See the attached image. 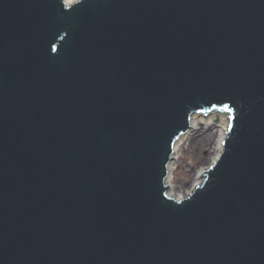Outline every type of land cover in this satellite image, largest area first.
<instances>
[{
  "label": "water",
  "instance_id": "obj_1",
  "mask_svg": "<svg viewBox=\"0 0 264 264\" xmlns=\"http://www.w3.org/2000/svg\"><path fill=\"white\" fill-rule=\"evenodd\" d=\"M0 264H264V0H0Z\"/></svg>",
  "mask_w": 264,
  "mask_h": 264
},
{
  "label": "rangeland",
  "instance_id": "obj_2",
  "mask_svg": "<svg viewBox=\"0 0 264 264\" xmlns=\"http://www.w3.org/2000/svg\"><path fill=\"white\" fill-rule=\"evenodd\" d=\"M217 124L216 120L211 124H202L189 137L186 144L180 147L179 155L174 161L170 182L171 193L175 197L187 196L195 189L198 186H195V183L199 179L197 173L203 172L202 169H207L216 159L217 141L219 140Z\"/></svg>",
  "mask_w": 264,
  "mask_h": 264
},
{
  "label": "bare ground",
  "instance_id": "obj_3",
  "mask_svg": "<svg viewBox=\"0 0 264 264\" xmlns=\"http://www.w3.org/2000/svg\"><path fill=\"white\" fill-rule=\"evenodd\" d=\"M65 3L69 6L75 4L76 2L80 1V0H64ZM217 121V127H218V132H219V140L217 141V154L219 155L223 149H224V141L227 137V133L229 131V115L227 113H223V112H211L209 114H194L191 118V122H190V128H194L193 130H188L187 133L183 134L177 141V143L175 144V151H174V160L175 161L176 157L179 155V150L180 147L184 144H186V141L189 139V137L196 131L198 130L199 126H201L202 124H211L214 121ZM217 155V157H218ZM215 157V158H217ZM216 160V159H215ZM213 160V162L215 161ZM172 162V163H173ZM175 162L173 164H171V173L173 172V166H174ZM202 171H199L197 173V178L199 177V179L197 180V182L195 183V186H200L202 185L205 176H202L204 174V169H202ZM202 173V174H201ZM199 181V182H198ZM202 182V183H201ZM201 183V184H200ZM200 184V185H199ZM172 187V186H171ZM194 190V189H193ZM192 190V191H193ZM191 191V192H192ZM190 192V193H191ZM189 193V194H190ZM188 194V195H189ZM174 196V195H173ZM185 197V196H184ZM177 198V196H176ZM183 197H179L177 199H180Z\"/></svg>",
  "mask_w": 264,
  "mask_h": 264
}]
</instances>
